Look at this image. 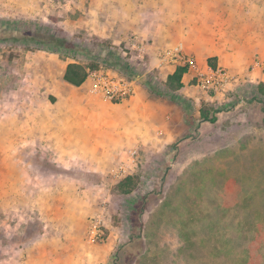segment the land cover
Wrapping results in <instances>:
<instances>
[{"label": "rangeland", "instance_id": "1", "mask_svg": "<svg viewBox=\"0 0 264 264\" xmlns=\"http://www.w3.org/2000/svg\"><path fill=\"white\" fill-rule=\"evenodd\" d=\"M85 7L82 0H0V264H7L10 252L18 262L27 257L28 264H38L37 238L47 220L26 207L35 205L30 190L69 183L106 187L96 205L100 212L88 218L83 235L87 241L91 221L99 220L103 240L89 246L91 264H264V93L250 83H236L232 90L230 85L225 103L198 108L184 101L186 121L196 129L154 152L136 148L138 159L112 164L104 174L93 172L94 166L76 154L69 157L71 149L50 147L64 134L60 125L53 127L61 106L42 90L38 59L58 56L66 67L74 60L96 63L163 89L153 73H146L145 48L134 47L135 37L113 45L90 34ZM71 55L74 60L67 58ZM6 72H11L10 88L3 83ZM86 81L87 94L106 105ZM43 95L51 102L49 112L42 107ZM27 99L40 112L29 114V121L52 125V139L40 136L48 132L43 126L21 136ZM200 111L215 122L202 121ZM127 177H133L130 186L120 187ZM27 213L33 220L24 231ZM65 257L59 252L48 260L83 262Z\"/></svg>", "mask_w": 264, "mask_h": 264}, {"label": "crops", "instance_id": "2", "mask_svg": "<svg viewBox=\"0 0 264 264\" xmlns=\"http://www.w3.org/2000/svg\"><path fill=\"white\" fill-rule=\"evenodd\" d=\"M82 1L87 4L85 17L92 20L86 22L87 28L92 30L90 34L113 45L124 42L127 37H135L138 43L144 44L146 57L142 62L146 73H153L161 86L178 66H184L182 60L171 55L176 50L200 71L210 67V63L228 70L237 78L231 90L236 89V83L240 86L250 83L256 88L264 84V0ZM99 27L102 29H97ZM35 67L42 90L46 91L44 94L55 97L61 106L55 114L53 127L60 125L64 134L51 141L50 147L56 151L63 149L64 153L71 149L69 157L76 154L83 158L98 174L106 173L112 164L135 161L139 158L137 154L134 156L137 150L157 151L194 130L195 127L186 121L184 101L199 108L213 101L221 104L229 100L225 93L206 96L195 86V72L189 68L182 76V88L173 94V99L152 93L143 83L144 78L136 77L132 78L134 88L129 97L120 103L103 105L87 94V81L79 87L64 81L66 64L62 65L58 56L38 59ZM11 77V72L3 77L6 88H10ZM23 89L28 91V86ZM46 95L40 101L43 109L49 112L51 102ZM28 102L29 99L21 110L22 122L18 127L21 136L29 134L30 128L43 126L42 131L48 132L40 136L52 139V125L29 121V114L39 115L40 112L30 108ZM12 142L13 139L9 143ZM105 193V186L93 183L87 187L69 183L68 186H38L30 190V195L36 196L35 205L29 203L26 207L36 209V217L47 220L44 232L37 238L38 264H53L48 259H54L59 252L68 261L75 256L83 260L81 264H91L94 256L88 248L92 245L83 240V235L88 218L100 212L96 205L102 202ZM64 195L73 197L69 201L59 199ZM43 204L48 208L44 210ZM24 220L22 229L26 231L33 219L27 213ZM57 235L62 238L58 240ZM10 255L5 256L7 264H13L11 261L29 263L27 257L18 262L12 252Z\"/></svg>", "mask_w": 264, "mask_h": 264}, {"label": "built area", "instance_id": "3", "mask_svg": "<svg viewBox=\"0 0 264 264\" xmlns=\"http://www.w3.org/2000/svg\"><path fill=\"white\" fill-rule=\"evenodd\" d=\"M137 50L142 51L141 43L134 44ZM175 58L182 60L195 72L193 80L195 86L206 96H216L225 93L232 84L234 77L221 67H208L204 71L197 69L193 62L184 60L181 53L176 50L171 53ZM89 91L98 96L105 103H120L133 93L134 80L123 73L114 72L112 69L100 66L97 70L88 73ZM121 171L123 167H120ZM103 240V232L99 220L91 221L87 232L89 244H97Z\"/></svg>", "mask_w": 264, "mask_h": 264}, {"label": "trees", "instance_id": "4", "mask_svg": "<svg viewBox=\"0 0 264 264\" xmlns=\"http://www.w3.org/2000/svg\"><path fill=\"white\" fill-rule=\"evenodd\" d=\"M67 58L73 59V55L68 56ZM74 60V59H73ZM70 63L67 65L65 74H64V81L74 87H79L84 84L87 80L88 73L93 70H97L100 66L96 63H89L88 65H84L81 63L76 62ZM211 68H215L214 64L210 63L209 65ZM189 66L186 64L184 66H178L175 72L168 76L166 82L163 83V89L157 90L156 87L152 86L148 79L142 80L143 83L147 86V88L156 95H161L164 97H168L173 99V94L182 88L181 79L184 74L188 72ZM128 76V75H127ZM129 79L136 78L139 76H128ZM143 79V78H142ZM257 89L263 91L264 93V84H258ZM159 91V92H158ZM200 119L204 122L214 123L216 118L211 117L209 118L208 114L205 111H200ZM133 177H127L119 186L120 187H129L131 184Z\"/></svg>", "mask_w": 264, "mask_h": 264}]
</instances>
